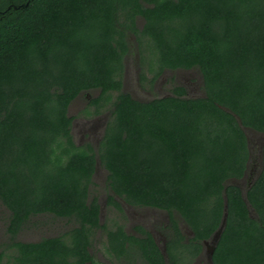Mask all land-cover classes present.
Here are the masks:
<instances>
[{"label":"trees","instance_id":"obj_1","mask_svg":"<svg viewBox=\"0 0 264 264\" xmlns=\"http://www.w3.org/2000/svg\"><path fill=\"white\" fill-rule=\"evenodd\" d=\"M144 25L138 28L137 18ZM146 38L158 69L200 68L205 96L141 101L123 88L128 32ZM98 90L96 112L113 111L98 149L73 138L71 103ZM244 127L264 133V0H0V200L10 210L12 253L0 264H100L92 237L103 228L91 196L98 159L113 194L170 213L165 252L143 225L107 230L108 251L145 264H182L226 223L214 264H264L262 169L246 191ZM250 206L256 212L253 216ZM193 231L185 242L174 213ZM73 219L63 235L23 242L32 216Z\"/></svg>","mask_w":264,"mask_h":264},{"label":"rangeland","instance_id":"obj_2","mask_svg":"<svg viewBox=\"0 0 264 264\" xmlns=\"http://www.w3.org/2000/svg\"><path fill=\"white\" fill-rule=\"evenodd\" d=\"M138 28L144 25L143 17L137 18ZM129 50L124 57V73L122 76L123 88L141 101H149L153 98L164 97L173 94L175 86H183L188 97L205 96L204 79L200 68L169 69L156 76L158 69L156 55L153 47L146 38H141L134 32H128L127 36ZM98 90H91L75 99L69 107V115L74 117L72 134L78 145L90 142L97 150L103 137L106 125L111 119L113 111V100L116 93L112 94L110 103L103 107L99 113L95 106L90 104L93 97L98 96ZM248 137L250 157L248 171L241 179L232 178L226 184H236L246 193L248 187L258 177L262 169V156L264 145V133L252 128L244 127ZM113 194L108 183V171L102 166L98 159L97 170L91 185V196H97L101 205L100 218L103 228L97 229L92 237L91 252L100 264H145L141 258L135 257L134 261L118 259L108 251L107 230L118 225H123L127 232L136 234L135 226L143 225L151 231L165 252L168 239L172 235L170 227V213L168 211L153 207H136L128 203L124 198L116 196L123 206L120 211L108 203V196ZM251 214L256 212L251 207ZM11 212L0 200V249L12 253L13 237L8 232V223ZM179 221L180 229L185 235V242L193 237V231L182 219L178 212L174 213ZM77 225L73 219H66L53 214H40L32 216L23 230L15 237V240L23 242H37L45 237L63 235ZM217 233V232H216ZM216 233L208 240L203 241V249L196 257L186 254V260L182 264H214L212 261V250L217 241ZM11 264V258L5 261Z\"/></svg>","mask_w":264,"mask_h":264},{"label":"water","instance_id":"obj_3","mask_svg":"<svg viewBox=\"0 0 264 264\" xmlns=\"http://www.w3.org/2000/svg\"><path fill=\"white\" fill-rule=\"evenodd\" d=\"M243 195H244V197H246V193H243ZM250 208H251V206H250ZM251 212V211H250ZM226 212H225V215H224V218H223V221H222V224H221V227L215 232L216 233V239H217V241H218V239H219V237H220V235H221V232H222V230H223V228H224V226H225V223H226ZM214 235V234H213ZM217 241H216V243H217ZM216 243H215V245H216ZM214 248H215V246H214ZM214 248H213V250H214ZM213 250H212V252L211 253H213ZM213 261V260H212Z\"/></svg>","mask_w":264,"mask_h":264}]
</instances>
